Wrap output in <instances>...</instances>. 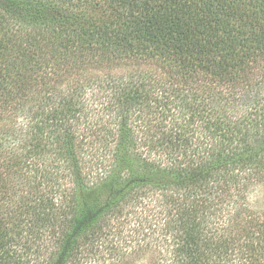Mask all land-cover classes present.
Listing matches in <instances>:
<instances>
[{"label": "trees", "instance_id": "16d2710c", "mask_svg": "<svg viewBox=\"0 0 264 264\" xmlns=\"http://www.w3.org/2000/svg\"><path fill=\"white\" fill-rule=\"evenodd\" d=\"M258 183L264 0H0V264H264Z\"/></svg>", "mask_w": 264, "mask_h": 264}, {"label": "rangeland", "instance_id": "374dc122", "mask_svg": "<svg viewBox=\"0 0 264 264\" xmlns=\"http://www.w3.org/2000/svg\"><path fill=\"white\" fill-rule=\"evenodd\" d=\"M147 65L143 64H118L111 65L104 68V70L98 71L99 74L110 73V74H122L127 72H133L138 70L148 69ZM249 204L254 210H264V183H258L249 192L248 195ZM159 253H156L152 249H147L144 253H141L135 257L134 264H152L153 260H158Z\"/></svg>", "mask_w": 264, "mask_h": 264}]
</instances>
